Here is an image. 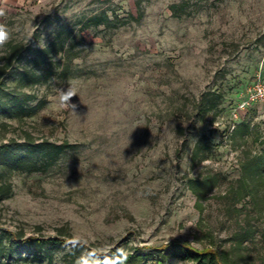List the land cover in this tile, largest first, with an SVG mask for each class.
Returning <instances> with one entry per match:
<instances>
[{
    "label": "rangeland",
    "instance_id": "1",
    "mask_svg": "<svg viewBox=\"0 0 264 264\" xmlns=\"http://www.w3.org/2000/svg\"><path fill=\"white\" fill-rule=\"evenodd\" d=\"M95 16L110 22L85 27ZM0 24L10 31L0 65L11 42L65 50L51 56L45 83L22 79L41 70L29 58L2 79L3 102L17 91L33 100L20 114L0 103V145H73L38 171L0 166L1 264H104L98 254L113 248L175 240L264 264V182L237 194L242 162L264 152V105L232 113L264 77V0H30L0 3ZM70 87L76 95L61 106L58 90ZM242 122L251 133L234 139ZM207 176L218 183L199 201L190 180ZM21 236L86 247L66 244L50 262L17 247Z\"/></svg>",
    "mask_w": 264,
    "mask_h": 264
},
{
    "label": "trees",
    "instance_id": "2",
    "mask_svg": "<svg viewBox=\"0 0 264 264\" xmlns=\"http://www.w3.org/2000/svg\"><path fill=\"white\" fill-rule=\"evenodd\" d=\"M110 19L107 16H95L89 18L85 22V27H97L105 23H109ZM65 52L64 48L53 49L51 47H34L30 48L24 43L8 44L4 56L1 58L2 64L0 65V91L2 79L14 67L16 63H21L23 60L28 59L33 62L35 67H41V70L25 69L22 73V79L27 81L28 86L34 84H42L50 80V74L47 70V63L53 64L54 61L50 60L54 54H61ZM31 53V54H28ZM65 63L61 65L60 74L66 75L71 71L74 66V61L69 58L65 59ZM37 69V68H36ZM7 102H3L0 98V103L4 107H10L17 114L21 111L30 112V108L26 105L33 100V95L28 92L17 91L14 95L9 96ZM251 124L242 122L234 127L232 137L235 139L238 136L245 138L246 135L251 133ZM73 148V145L68 142L55 143L50 141L35 142L28 139L21 144L19 148H12L11 144L4 143L0 145V166L10 168L26 169L30 172L38 171L39 162L42 159L47 160L49 166L55 165L63 153ZM194 156V160L196 159ZM35 158L37 160L35 161ZM258 181L264 182V152L249 157L246 161L242 162V176L239 179V190L242 198L253 195ZM217 179L212 176L205 178H196L190 180V187L199 201L205 199L217 186ZM15 243L17 247L27 250L29 256L33 259L41 257L47 258L50 262L54 258V253L57 250L64 248L66 244H73L74 250L85 248L86 245L81 242H72L61 238L60 236L45 237V236H30V237H16ZM3 252V251H2ZM0 250V259L5 256ZM160 256L158 263L165 264L171 258H178L182 261L189 262L190 264H236L230 260L229 255L221 252L212 247H205L198 249L190 242H180L175 240L170 243L163 244L158 247H137L131 253L125 251H118L113 248L109 252L99 253V257L104 264H146L149 260H154V255ZM1 261V260H0ZM1 264V262H0Z\"/></svg>",
    "mask_w": 264,
    "mask_h": 264
},
{
    "label": "built area",
    "instance_id": "3",
    "mask_svg": "<svg viewBox=\"0 0 264 264\" xmlns=\"http://www.w3.org/2000/svg\"><path fill=\"white\" fill-rule=\"evenodd\" d=\"M264 105V77L258 74L253 84L244 92L242 101L236 103L233 109V117L239 118L243 112H248L254 106Z\"/></svg>",
    "mask_w": 264,
    "mask_h": 264
},
{
    "label": "clouds",
    "instance_id": "4",
    "mask_svg": "<svg viewBox=\"0 0 264 264\" xmlns=\"http://www.w3.org/2000/svg\"><path fill=\"white\" fill-rule=\"evenodd\" d=\"M10 39V31L3 24H0V47H3L8 40ZM59 92V101L61 106H65L68 101H70L71 97L76 95V91L73 88H69L68 90H58ZM73 109L76 108V105H71Z\"/></svg>",
    "mask_w": 264,
    "mask_h": 264
},
{
    "label": "crops",
    "instance_id": "5",
    "mask_svg": "<svg viewBox=\"0 0 264 264\" xmlns=\"http://www.w3.org/2000/svg\"><path fill=\"white\" fill-rule=\"evenodd\" d=\"M28 1L30 0H0V3L20 6V5L25 4Z\"/></svg>",
    "mask_w": 264,
    "mask_h": 264
}]
</instances>
